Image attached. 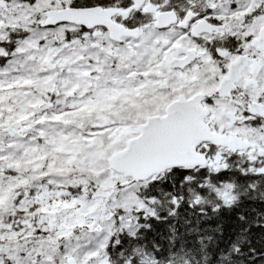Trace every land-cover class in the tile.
I'll return each mask as SVG.
<instances>
[{
    "label": "snow or ice",
    "instance_id": "6c2138e0",
    "mask_svg": "<svg viewBox=\"0 0 264 264\" xmlns=\"http://www.w3.org/2000/svg\"><path fill=\"white\" fill-rule=\"evenodd\" d=\"M0 264H264V0H0Z\"/></svg>",
    "mask_w": 264,
    "mask_h": 264
}]
</instances>
